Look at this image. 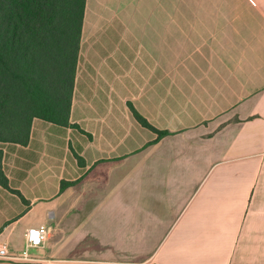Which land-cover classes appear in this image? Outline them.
<instances>
[{"label": "crops", "instance_id": "0c3cea01", "mask_svg": "<svg viewBox=\"0 0 264 264\" xmlns=\"http://www.w3.org/2000/svg\"><path fill=\"white\" fill-rule=\"evenodd\" d=\"M70 120L0 143V264H264V0H86Z\"/></svg>", "mask_w": 264, "mask_h": 264}, {"label": "trees", "instance_id": "16d2710c", "mask_svg": "<svg viewBox=\"0 0 264 264\" xmlns=\"http://www.w3.org/2000/svg\"><path fill=\"white\" fill-rule=\"evenodd\" d=\"M85 6L86 0H0V143L27 145L34 118L79 128L70 115ZM130 107L157 139L167 134ZM0 185L14 190L1 149Z\"/></svg>", "mask_w": 264, "mask_h": 264}, {"label": "built area", "instance_id": "2783aa9c", "mask_svg": "<svg viewBox=\"0 0 264 264\" xmlns=\"http://www.w3.org/2000/svg\"><path fill=\"white\" fill-rule=\"evenodd\" d=\"M48 236V228L46 225L33 226L26 231V246L20 254H10L5 247H0V257L14 261H29L34 258L30 251L43 245Z\"/></svg>", "mask_w": 264, "mask_h": 264}]
</instances>
